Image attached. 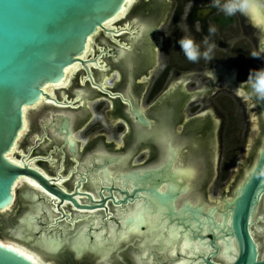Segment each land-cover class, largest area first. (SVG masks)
Segmentation results:
<instances>
[{"label": "flooded vegetation", "instance_id": "1", "mask_svg": "<svg viewBox=\"0 0 264 264\" xmlns=\"http://www.w3.org/2000/svg\"><path fill=\"white\" fill-rule=\"evenodd\" d=\"M211 2L133 0L125 15L108 26V29L115 27L122 31L115 35L100 30L94 36L85 64H77L69 87L54 89V99L59 104L42 101L39 105L45 109L30 125L26 143L17 146L16 158L22 160L28 156L26 161L37 159L36 168L49 179L56 181L72 172L61 186L55 181L51 182L53 186L74 196L79 204L93 206L104 201L105 208L80 211L72 203L66 201L62 205L59 199L27 183L23 184L24 190L16 197L13 207L23 208L25 205L28 210L31 206L33 213L35 205L41 203L52 210L50 223L62 218L63 212L71 218L80 217L76 219L78 224H88L93 214L101 219L100 223L108 231V224L119 226L120 212H128L137 200L115 205L105 188H114L112 196L119 201L123 195L115 188L120 187L114 182L93 184L90 176H98L97 171L103 176L105 171L110 173L111 179L119 171L126 180L131 177L132 182L128 188L120 189L130 191L136 180L132 172L157 169L167 162L170 164L168 171L172 173H176L177 167L185 169L182 179L185 183L183 192L186 193L180 195V205L187 201L207 211L208 207L219 206L224 197H230L244 171L256 158L264 136V101L248 98L249 90L244 85L251 70L264 68V57L251 56L254 51L264 54V0H258L256 6L259 22L252 14L226 16L212 7ZM140 24L143 25L141 30ZM210 27L216 29V58L211 62L203 58L195 63L188 61L179 40L185 32L190 35L206 32L208 35ZM157 30L160 31L159 36H156ZM238 91L245 95L240 96ZM134 103L149 121L148 126L138 124L132 116ZM103 112L106 114L104 119L99 116ZM60 113H71V137L74 138L71 141L75 150L71 153L62 136L47 126H52L56 120L54 115ZM51 114L54 115L50 119ZM251 126L260 132L253 146L247 141ZM163 131L170 136L162 143L160 133ZM108 132L116 137H108ZM78 134L83 138L80 139ZM235 149L246 153L247 163L236 159ZM141 154H147V160L133 164ZM101 156L102 159L98 160L97 157ZM189 169L196 172L194 180L186 177ZM214 181L215 184H225L226 188L218 198L212 199L208 193ZM168 186L166 181L159 190L164 191ZM32 189L38 196L30 201L23 193L27 190L32 192ZM263 205L264 202H260L252 225L261 255L264 249L257 234L260 233L258 227L264 229L261 220ZM86 215L90 216L85 218ZM43 221L46 222L45 219ZM58 227L51 228L48 235L53 232L60 234ZM136 238L140 235H132L130 241ZM125 244L122 242L119 247ZM62 250L63 247L59 252ZM66 251L71 263H81V260L74 259L70 248ZM119 253L123 261L113 257L114 264L139 263L136 258L139 256L138 248L128 247ZM152 254L151 264H162L158 261L174 264L168 262L171 255L164 256L156 249ZM83 258L88 259L86 264H95L98 256L86 253Z\"/></svg>", "mask_w": 264, "mask_h": 264}, {"label": "water", "instance_id": "2", "mask_svg": "<svg viewBox=\"0 0 264 264\" xmlns=\"http://www.w3.org/2000/svg\"><path fill=\"white\" fill-rule=\"evenodd\" d=\"M126 4L127 0H0V213L8 211L15 204L17 195L13 196V186L18 179L31 180L34 184L39 185L38 188L61 202L72 203L80 211L105 208L104 201L93 206L79 204L74 196L59 187L53 186L51 182L55 180L49 179L42 170L36 168L35 161L37 159L31 160V166L25 163L19 165L8 160L6 155L10 154L18 134L22 130L23 109L36 107L39 105L37 103L41 97L48 101L49 95L44 92L43 87L61 82L66 77V68L78 63L85 64V59L81 57L89 38L93 40L100 30L115 35L122 31L115 27L108 29V26L113 24L108 25V23L126 7ZM138 27L140 30L143 29L141 24ZM158 34L159 30L156 31V36ZM95 63L97 64V62ZM99 68L103 69V66ZM100 88L106 91L102 87ZM53 100L55 104H59L55 99ZM262 108L264 116V107ZM42 109L29 112L27 135L25 141H19L18 147L26 143L30 125L32 122H36ZM53 115L51 114L50 119ZM132 116L135 117L138 124L149 125V121L135 103ZM54 117L56 120L52 126H47L54 129L53 133L62 136L65 143L68 144L70 153L74 152V144L71 141V139L74 140L71 137V113H60ZM169 136L168 132H161L162 143L168 141ZM256 154V158L250 167L244 171L242 179L236 184L230 197H224L219 206L208 207L207 211L204 210V207L192 206L187 201L181 205L178 203L180 195L186 193V191L183 192L185 183L182 179L185 169L177 167L176 173H172L168 171L169 162L157 169L150 168L141 172L140 170L132 172L136 180L130 191L120 189L121 187L128 188V184L132 182L131 177L126 180V176H120L119 173L121 172L119 171L117 176L111 179L109 178L110 173L105 171L103 176H101L100 171H97L98 176L92 175L90 177L93 184L114 182L120 187L115 188L119 194L123 195L119 201H116L112 196L114 188H105L111 194L110 199L115 205L137 200L134 205L147 206L150 213L157 212L160 214L161 219L166 221L168 228L179 229V240L186 235L193 241L207 243L210 248L207 255L198 253L196 256H186L177 251L168 262L174 263L181 258H186L189 263L194 264H264V254L261 255L259 244L252 230L259 204L264 202V136ZM27 157L20 161H25ZM147 158V154H141L133 164L136 162L143 163ZM97 159L101 160L102 156L97 157ZM116 161L119 160L116 159ZM189 171L186 175L187 179L194 180L196 177L195 170L189 169ZM165 173H167L166 178L164 177ZM71 174L72 172H69L66 177H59L55 182L61 186ZM166 181L169 186L166 190L160 191L159 187ZM80 183L82 184V181ZM23 196L31 201L36 199L38 194L32 189V192L25 191ZM89 200L92 201L91 197ZM46 209L44 208V211ZM49 209L51 210V208ZM57 210L60 212L59 206ZM29 213L32 214L31 206L20 214L14 224L5 228L0 235V240L6 241L8 239L23 242L30 250L38 253L43 261L47 259L57 261V255L46 254L38 245L44 234L52 231L48 230L47 222L44 223L43 220L39 219L40 229L34 232L29 231L31 234L30 241L27 237L16 234L18 233L16 230L22 227V220ZM61 214L62 218L56 219L55 222L59 226L60 235L66 232L67 241L62 247L63 250L70 248L76 261L82 260L86 253H91L94 257L98 256L95 264H114L113 257L123 261L119 252L130 246L136 249L140 246L137 243L139 238L133 239L134 241H127L124 246L119 247V250L114 251L110 258L104 260L103 255L95 254L97 252L92 245L85 246L83 250L80 245H74L83 226L87 223L78 224L76 219H81L80 217L71 218L70 215L63 212ZM263 217L260 218L264 224ZM137 221L135 225L138 227L139 233L144 234L146 232L144 218L139 215ZM123 222L125 226H128L135 223V218L128 215ZM205 223L209 227L208 229L216 228L217 232L208 231V233L203 234L202 230ZM71 225H75L72 230L70 229ZM99 226H94L91 221L88 222L86 233L89 240H93L95 233L103 234L104 229L101 228L103 224ZM52 235L59 236V233L53 232ZM104 240L106 241V236ZM220 241L227 244L230 241L233 242L235 252L231 262L220 259ZM156 248L159 250V247ZM138 257L137 255L136 258ZM156 257L157 255H155V260H157ZM158 262L164 264L162 261ZM0 264L36 263L9 246L0 243Z\"/></svg>", "mask_w": 264, "mask_h": 264}, {"label": "bare ground", "instance_id": "3", "mask_svg": "<svg viewBox=\"0 0 264 264\" xmlns=\"http://www.w3.org/2000/svg\"><path fill=\"white\" fill-rule=\"evenodd\" d=\"M133 0H127L126 7L122 9V11L114 17L109 23L112 24L119 18L125 15L127 8L130 6ZM256 21H260L259 17L260 14L258 13L257 9L255 8V14L252 13ZM91 38L87 40L85 50L82 55V59H85L87 54L89 53L91 49ZM77 65H74L72 67H68L65 69L66 77L63 78L61 82H59L56 85H48L43 87L44 92H46L49 95V100L51 102H54V89H59L62 87H65L69 84L71 75L74 73L76 70ZM240 91H238V94L240 95ZM241 96V95H240ZM44 100L43 97L38 101L37 104H40ZM47 102V101H46ZM29 110V107H25L23 109L24 112V122H23V127L22 130L19 132L17 140L14 143V146L10 150V154H7L6 157L8 160H10L12 163L23 165L24 163L27 164L28 166H31V160L30 161H20L15 158V152L17 150L18 146V141L21 139V137L24 135V133L27 130V124L28 120L26 117V113ZM28 179H18L14 186H13V196L15 197L16 195V188L19 185H23L25 183L29 184L32 187H36V184L34 183H29ZM66 201L62 202V205L65 204ZM44 208L46 209V212H44ZM33 213H29L26 215V217L22 220V227L17 229L18 233H16L18 236H23L27 237L28 240H31V234L29 231H38L40 229L39 227V219L46 220L48 224V229L50 230L53 227L57 226V222H52L50 223V220H52V210H50L47 206H43L41 203L35 205L33 208ZM56 210V209H55ZM94 212V211H92ZM47 214L44 216V214ZM34 214V215H33ZM133 216L135 218V223L130 224L128 226L124 225V218L127 216ZM141 215L144 218V224L146 228V232L144 234H140L138 231V227L133 228L134 224H137V216ZM90 215H86L88 217ZM91 222L94 224V226H99L101 223V219L97 216H94L92 214L91 216ZM216 218V217H215ZM217 221V219H216ZM119 226H114L113 224L110 223L108 225V231L106 228L103 226L101 228H105L103 234H93V240H89L86 230L88 229V224H85L82 228V231L80 232L77 241L75 242V246L80 245L83 248L85 246L92 245L95 248V251L99 255H103V259L107 260L110 258L111 254L122 244V242H127L131 240V236H137L140 235V238L138 240V250H139V257L138 261L140 264H143L145 261L148 262V264H151L152 257V250L157 249L156 247H159L158 251L161 252L164 256L166 255H171L175 256L172 254V249H175V254L178 252L186 255V256H196L198 253H202L203 255H207V253L210 251V248L208 247L207 243H201L199 241H193L190 239L188 236L184 235L180 240H179V229H175V227H167V223L164 219H161V216L157 212L150 213V209L147 206H141V205H134L133 208L129 207L128 212H120L119 214ZM50 223V224H49ZM100 227V226H99ZM207 226V224H204V228L202 230L203 234L208 233V231H213L217 232L216 228H210ZM258 231L260 234H264V229L262 227H258ZM124 232L125 233V238L120 239L118 234ZM49 234V233H48ZM44 234V236L41 238V241H39V247H41L46 254H50V256H56L58 255L60 249L64 245L66 239V232L64 234H59V236L55 235H49ZM113 234L116 235V243H112V237ZM106 236V241L104 240ZM58 237V240H57ZM98 237H99V243H98ZM10 242V241H2L0 240V243L5 244L15 250L16 252L22 254L26 258L30 259L32 262L36 264H52L50 262H45L42 260L40 255L32 250H30L23 242ZM178 242V246L176 243ZM219 244L221 245V258L225 262H231L234 258L233 253L235 252V248L233 247V242L230 241L229 244H227L224 241H220ZM102 245V246H101ZM74 246V247H75ZM108 253L106 254V252ZM48 252V253H47ZM145 253L147 255L145 256ZM174 264H194V263H189V261L186 258H181L178 262H174Z\"/></svg>", "mask_w": 264, "mask_h": 264}, {"label": "clouds", "instance_id": "4", "mask_svg": "<svg viewBox=\"0 0 264 264\" xmlns=\"http://www.w3.org/2000/svg\"><path fill=\"white\" fill-rule=\"evenodd\" d=\"M258 0H212L211 6L223 12L226 16H234L237 13L242 15H251L252 10L256 8ZM216 29L210 27L208 35L203 39V51L201 43H198L192 36H185L179 40L183 54L190 62H198L201 58L211 62L215 57L217 44L214 40ZM252 57H264L261 52H252ZM247 87L248 98H254L264 101V68L254 69L249 72L247 81L244 82Z\"/></svg>", "mask_w": 264, "mask_h": 264}, {"label": "rangeland", "instance_id": "5", "mask_svg": "<svg viewBox=\"0 0 264 264\" xmlns=\"http://www.w3.org/2000/svg\"><path fill=\"white\" fill-rule=\"evenodd\" d=\"M196 27L198 28V25H196ZM198 32H200L199 28L197 29ZM160 35V31H159V34L158 36ZM185 36H192L198 43H201V46L203 47L202 45V41L203 39L207 36L206 32H203V33H193L190 35L189 32H185ZM191 63H189L190 65ZM71 84V81L70 83ZM69 84L67 85V88L69 87ZM187 89L190 90V87L187 86ZM234 104H236V107H237V101L234 102ZM89 106L94 109V106L92 104H89ZM43 108L42 105H39L36 109L32 110V111H35V110H38V109H41ZM29 112L31 111H27L26 113V117H27V120H28V117H29ZM106 112V110H105ZM105 112L99 114V116L104 119L105 117ZM253 113V112H252ZM251 113V114H252ZM94 116L98 115V114H93ZM107 115H108V111H107ZM109 124V123H108ZM99 131V130H98ZM242 132V131H241ZM241 132L239 133V137L241 136ZM260 132L257 128L255 127H252L250 128V131L248 133V136H247V141H250L251 142V145H255L256 144V141H257V138L259 136ZM79 138L82 139L83 136L81 134H78ZM25 137H26V132L24 133V135L21 137V139L19 141H25ZM108 137H116L115 135L111 134V132H108ZM107 137V138H108ZM19 141H18V145H19ZM235 154H236V159L237 160H241V161H245L246 163L248 162V158L246 157V153L242 150V149H235ZM18 153V152H16ZM16 153H15V158H16ZM239 177V176H238ZM237 177V178H238ZM218 178H216L217 180ZM215 180V181H216ZM215 181L213 182L212 184V187H210V190H209V193H208V196L210 198H218V195L221 194L223 192V190L226 188L225 184H221V182L219 184H215ZM24 190V186L23 185H19L17 188H16V195H17V198L19 196V194ZM23 203L20 201V204ZM19 206V205H18ZM27 207H24L21 208V207H17L16 208V205L13 207H11L8 211L4 212V213H0V235L3 233V231L5 230L6 227H9L11 226L12 224H14L16 222V219L20 216V214L23 212V211H26ZM75 226V225H73ZM73 226L71 225V230L73 228ZM67 229V228H66ZM259 237H258V240H259V243H261V246H262V249H264V237H262L263 235L262 234H257ZM1 237V236H0ZM6 241H10V242H14V240H8L6 239ZM16 242V241H15ZM18 243V242H17ZM130 245H132V243H130ZM131 248H133L132 246H130ZM66 248V247H65ZM118 250L120 249L119 247L117 248ZM116 249V250H117ZM66 250V249H65ZM65 250H62L61 252L58 253V255L56 256V259L57 261L55 260V262L53 261V259H47V260H44L45 262H50L52 264H73L71 263L70 261V256H69V253ZM115 250V251H116ZM33 251V250H32ZM35 252V251H34ZM108 253V251L106 252V254ZM89 257V255L87 256ZM88 259L87 258H83L81 260V263L79 264H86V261Z\"/></svg>", "mask_w": 264, "mask_h": 264}, {"label": "snow or ice", "instance_id": "6", "mask_svg": "<svg viewBox=\"0 0 264 264\" xmlns=\"http://www.w3.org/2000/svg\"><path fill=\"white\" fill-rule=\"evenodd\" d=\"M252 13L255 14V8L252 10ZM240 95L243 96V95H245V93L244 92H241ZM29 183H34V182L29 181ZM36 187H39V185H36ZM137 223H139V221H137ZM135 227H136V225L134 224L133 225V228H135ZM118 236H119L120 239H124L125 238V233L124 232H121V233L118 234ZM116 239H117L116 235L113 234V237H112V243L113 244L116 243ZM98 243H99V237H98ZM172 254L175 255V249H172ZM146 255H147V253H145V256Z\"/></svg>", "mask_w": 264, "mask_h": 264}]
</instances>
